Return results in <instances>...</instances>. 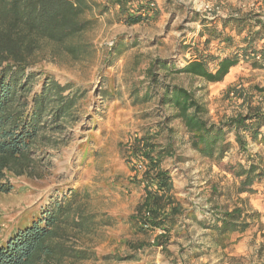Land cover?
<instances>
[{
    "label": "rangeland",
    "instance_id": "rangeland-1",
    "mask_svg": "<svg viewBox=\"0 0 264 264\" xmlns=\"http://www.w3.org/2000/svg\"><path fill=\"white\" fill-rule=\"evenodd\" d=\"M91 1L100 7L86 16L93 20L92 29L78 39L86 44L85 53L74 59L43 43L28 69L35 75L30 95L39 92L44 78H51L69 92L82 94V99L74 112L75 121L65 127L64 142L44 146L27 175L7 176L12 190L0 195L1 235L8 236L53 202L77 193L85 195L87 213L106 216L112 223L77 241L95 254L78 264H264V177L240 193V179L233 176L238 166L247 168L248 159L256 155L264 159V147L244 134L247 146L241 151L230 132L225 137L228 150L219 159H208L191 148L178 121L166 122L172 114L168 108L156 100L134 104L152 88L146 76L152 61L179 67L191 59L188 46L199 40L201 31V22L194 21L192 13L221 18L248 14L264 22V0H159L160 16L135 26L116 22V9L100 15L107 0ZM223 48L213 54L226 53ZM156 75L159 84L193 92L215 124L246 112L243 99L231 94L233 90L241 92L251 106L264 105V68L253 67L250 61L241 60L215 85L186 75L166 77L165 71ZM162 122L167 130L158 144L165 145L169 128L177 132L171 139L182 143L173 146V157L163 165L174 176L173 185L185 195V210L190 207L192 212L177 217L168 233V253L161 247L136 252L126 242L151 243L163 232L142 236L131 230L130 217L143 199L131 179L145 168L139 171V163H128L127 158L132 141ZM240 194H257L258 210L251 209L248 197ZM235 208L242 210L249 227L222 241L210 226L216 215Z\"/></svg>",
    "mask_w": 264,
    "mask_h": 264
},
{
    "label": "trees",
    "instance_id": "trees-1",
    "mask_svg": "<svg viewBox=\"0 0 264 264\" xmlns=\"http://www.w3.org/2000/svg\"><path fill=\"white\" fill-rule=\"evenodd\" d=\"M158 1L107 0L99 14L116 9V22L135 26L160 16ZM99 7L91 0H0V195L12 190L8 175H27L44 146L55 147L64 142L65 127L75 121L74 112L82 99V94L69 92L51 78H44L39 92L30 95L35 75L28 69L35 53L43 43H49L74 59L81 57L86 44L78 39L93 25V20L86 16ZM192 17L201 22V31L199 40H192L188 46L191 59L179 67L161 60L152 61L146 71L152 88L134 100V104L156 100L159 106L168 108L172 114L166 122L178 121L191 148L208 159H219L228 150L225 137L230 132L234 133L241 151L247 146L244 134L264 147V105L251 106L241 92L233 90L231 94L243 99L246 112L215 124L193 92L157 81L156 71H165L166 77L186 75L215 84L241 60L264 68V22L258 16L235 14L221 18L198 12L192 13ZM222 47L228 51L213 54ZM162 125L163 122L135 138L127 158L128 163L136 160L135 163L145 168L139 177L136 174L131 179L135 187L142 185L144 191L142 201L130 217L131 230L142 236L163 232L151 243L126 242L136 252L161 247L168 253V233L176 226L177 217L184 213L173 195V176L161 166L173 157V146L182 143L171 139L177 132L169 128L170 137L165 145L158 144L162 132L167 130ZM248 162L247 168L240 165L233 174L240 179V193L264 177V159L260 155ZM84 198L85 195L73 193L55 201L6 237L0 229V264H78L94 258V252L77 241L112 223L106 216L87 213ZM245 217L241 209L226 211L216 215L210 229L226 241L230 234L243 233L249 227Z\"/></svg>",
    "mask_w": 264,
    "mask_h": 264
},
{
    "label": "crops",
    "instance_id": "crops-1",
    "mask_svg": "<svg viewBox=\"0 0 264 264\" xmlns=\"http://www.w3.org/2000/svg\"><path fill=\"white\" fill-rule=\"evenodd\" d=\"M235 68L236 67H233V68H231L230 69V71H229V73L224 77V78H226V77H228V75H230L231 73H232V71L233 70H235ZM220 83V82H219ZM215 84H218V83H215ZM214 84V85H215ZM162 168H164V169H169V168H165L164 167V165H163V163H162ZM170 170V169H169ZM171 172V171H170ZM172 175V174H171ZM173 180H174V176H173ZM173 188H174V198H175V200L177 201V202H179V204L181 205V207H182V210L184 211V212H188V213H191L192 211H191V208L189 207V208H187L186 210H185V207H187V203L184 201V197H185V195L184 194H180L179 192L180 191H178L177 190V188H176V186H174L173 185ZM133 189L135 190V191H138V193H139V195L140 196H144V191H143V186L141 185V186H139V187H135V186H133ZM202 195H204V194H202ZM240 195H246L247 197H248V201H249V207L251 208V209H253V210H258V208H257V206H256V204H255V202H256V199H257V197H256V195L257 194H240ZM202 197V196H201Z\"/></svg>",
    "mask_w": 264,
    "mask_h": 264
},
{
    "label": "built area",
    "instance_id": "built-area-1",
    "mask_svg": "<svg viewBox=\"0 0 264 264\" xmlns=\"http://www.w3.org/2000/svg\"><path fill=\"white\" fill-rule=\"evenodd\" d=\"M206 15L210 16V15H212V14H206ZM137 169H138L139 171H143V170H144V167H143V165H142L141 163H139V164H137Z\"/></svg>",
    "mask_w": 264,
    "mask_h": 264
}]
</instances>
